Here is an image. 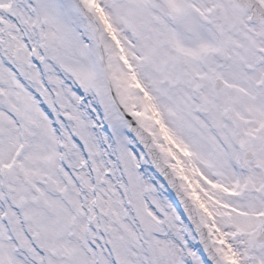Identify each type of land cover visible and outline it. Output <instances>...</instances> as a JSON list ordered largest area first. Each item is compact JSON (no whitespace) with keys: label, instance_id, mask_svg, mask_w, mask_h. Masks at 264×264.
Instances as JSON below:
<instances>
[{"label":"snow or ice","instance_id":"snow-or-ice-1","mask_svg":"<svg viewBox=\"0 0 264 264\" xmlns=\"http://www.w3.org/2000/svg\"><path fill=\"white\" fill-rule=\"evenodd\" d=\"M0 264H264V0H0Z\"/></svg>","mask_w":264,"mask_h":264}]
</instances>
